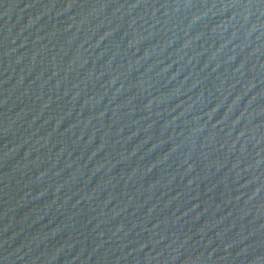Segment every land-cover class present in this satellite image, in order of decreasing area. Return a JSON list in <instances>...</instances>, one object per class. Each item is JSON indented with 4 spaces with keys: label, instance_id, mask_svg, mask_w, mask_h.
Instances as JSON below:
<instances>
[{
    "label": "water",
    "instance_id": "water-1",
    "mask_svg": "<svg viewBox=\"0 0 264 264\" xmlns=\"http://www.w3.org/2000/svg\"><path fill=\"white\" fill-rule=\"evenodd\" d=\"M0 264H264V0H0Z\"/></svg>",
    "mask_w": 264,
    "mask_h": 264
}]
</instances>
